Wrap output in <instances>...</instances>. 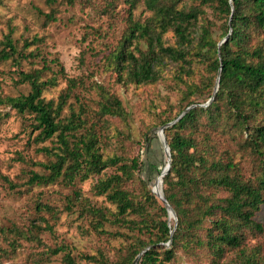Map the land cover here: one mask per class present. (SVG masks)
I'll list each match as a JSON object with an SVG mask.
<instances>
[{"label":"trees","instance_id":"16d2710c","mask_svg":"<svg viewBox=\"0 0 264 264\" xmlns=\"http://www.w3.org/2000/svg\"><path fill=\"white\" fill-rule=\"evenodd\" d=\"M49 1L53 5L55 0ZM77 1L82 2L66 0V3L73 5ZM184 1L124 0L129 6L130 25L118 45L106 57L107 66L117 74L119 83L127 86L156 83L168 61L180 65L181 80L183 74L188 78L191 76L194 62L206 64L209 76L201 84L185 82L187 90L175 117H165L160 120V127H154H158V132L188 107L195 105L174 125L165 129L171 168L163 178L164 195L178 217L176 227L171 224L164 203L153 194H148L147 201L159 206L161 214L158 222L157 218L146 211L144 205H134L129 192L124 188V182L131 177L132 171L138 170L139 161L134 159L128 164L122 163L117 155L105 157L96 126L87 127L85 107L78 112L72 107L69 116L62 117L73 89L82 80L66 77L67 88L61 93L58 102L46 100L43 97L44 91L55 86L57 81L56 76L42 80L47 68L45 64L40 70L17 72L18 83L29 85L28 94L0 96V106H8L21 116H30L32 132L38 131L33 140L35 143L56 139V146L38 148V152L46 155L49 160L46 163L32 162L34 166H41L45 173L30 171L28 185L48 186L59 180L72 185L77 179L86 181L90 177H98L93 186L96 195H105L117 206V213L109 216L102 208L81 205L84 213L94 219L93 227L97 232H104V225L111 221L110 217H113L114 222L124 224L129 212L145 216L143 227L155 238L149 242L137 239L112 264H133L139 255L137 264L171 262L177 248L187 249L191 244L199 247L203 244L198 239H192L191 235L211 218H214L213 228L209 230V240L204 244L215 256H221L225 247L235 249L242 244L243 238L239 234L241 229L264 234V226L254 219L264 206V0H197L199 4L189 9L181 7ZM141 2L151 13L144 22L133 20V10ZM112 3L108 7L113 6ZM205 8L211 9L223 20L225 30L220 44L213 38L210 21L201 24L197 38L193 36V27L199 22L200 15L205 13ZM56 13L54 9L48 14L43 13L46 23L56 21ZM170 31L177 38L176 46L165 45L164 36ZM40 41L38 38L32 42L26 40L23 47L28 48ZM2 45L0 59H11L14 65H20L24 58L33 55L25 56L10 33L5 36ZM52 61L59 63L57 60ZM64 71L61 66L57 74H63ZM216 87L211 104L201 106L213 97ZM101 90L100 117L126 118L127 112L122 102ZM203 126L219 130L235 144H240L243 153L256 159L258 171L252 179L245 180L232 159L227 162L211 160L206 155L207 150L199 149V144H211L207 135L202 140L196 137ZM110 167H116L117 172L100 177ZM4 180L11 189L17 188L8 178ZM202 187L225 190L229 196L211 200L212 194L202 192ZM155 188L156 192L152 191L157 195L158 185ZM79 196L80 193L75 192V201L83 204ZM68 200L67 208L70 206L69 210H72L75 204ZM37 209L52 216L57 212L50 204L44 203L37 204ZM41 219L45 220L43 217ZM45 222V228L33 224L31 229L52 231L53 227ZM213 229L217 232L214 233ZM11 231H16L19 238L34 234L33 230L28 233L17 228ZM169 242V249L161 246ZM12 243L16 245L14 241ZM61 251L63 248H58L54 253ZM83 259L97 264H110L103 253L86 255ZM63 261L65 264H80L69 253L64 255ZM245 263L259 264L251 256H246Z\"/></svg>","mask_w":264,"mask_h":264},{"label":"rangeland","instance_id":"374dc122","mask_svg":"<svg viewBox=\"0 0 264 264\" xmlns=\"http://www.w3.org/2000/svg\"><path fill=\"white\" fill-rule=\"evenodd\" d=\"M111 3L113 6L108 7ZM198 4L197 0H185L181 7L189 9ZM52 9L57 12V20L46 23L44 14L50 13ZM204 10L205 13L200 15L199 22L193 27V36L197 38L201 24L210 21L213 38L220 44L225 30L223 20L211 9ZM150 16L143 2L133 10V20L144 22ZM129 18V6L124 0H82L73 5H68L66 0H55L53 5L49 0H2L0 52L5 36L10 33L25 56L33 55L24 58L20 65H14L11 59H0V96L28 94L30 87L26 83H18L17 72L40 70L45 64L47 68L42 80L56 76L57 81L55 86L44 91L46 100L58 102L61 93L67 88L66 77L82 80L73 89L62 117L69 116L72 107L77 112L85 107L87 127L96 126L104 156L117 155L122 163L128 164L134 159L139 161L138 170L132 171L131 177L124 182V188L134 205H144L158 222L161 214L159 206L148 202L147 197L149 193L156 196L153 191L156 192L155 187L161 179L159 173L165 168L168 157L162 143L154 136L157 135L160 120L175 117L187 90L185 82L201 84L209 73L205 63L194 62L191 76L188 78L183 74L181 80L180 65L168 61L156 83L141 86L119 83L117 74L107 66L106 57L128 30ZM37 38L41 41L28 48L23 47L24 41L32 42ZM164 41L167 46L177 45V38L172 31L165 34ZM61 66L65 71L57 74ZM101 89L122 102L127 112L126 118L100 117ZM200 105L205 107V104ZM0 115V264H65L63 258L66 253L80 264H97L87 262L83 257L103 253L112 264L137 239L149 242L155 238L143 227L145 216L134 211L125 216L124 224L114 222L113 217H110L111 221L105 223L103 233L95 231L94 219L84 213L81 205L102 208L109 216L117 213V206L105 195H96L93 189L98 179L96 176L86 181L77 179L72 185H66L61 180L48 186L28 185L30 171L45 173L41 166H34L32 162L46 163L49 160L38 152V148L56 146V139L37 144L33 140L38 131L32 132L30 116H21L8 106H0ZM201 130L196 135L198 140L207 135L211 144H199V149L207 150L209 159L222 162L232 159L245 180L254 177L258 171L257 161L253 156L243 153L240 144H235L213 127L203 126ZM116 172V167H110L100 177ZM4 178L16 184L17 188L11 189ZM75 192L80 193L83 204L75 201ZM202 192L212 194L211 200L229 196L227 191L214 187H202ZM68 199L75 204L72 210H69L70 206L67 208ZM41 203L50 204L57 211L56 215L39 212L37 204ZM254 219L264 226V206ZM213 220L207 219L191 235L192 239L203 243L200 247L191 244L187 249L177 248L175 258L163 264H246V256L264 264V234L246 228L239 230L243 238L239 247H225L221 256L212 254L204 242L209 240L208 232L213 228ZM45 221L53 227L52 231L31 229L33 224L45 228ZM170 222L176 227L177 215L176 218L171 216ZM14 227L23 233L33 230L34 237L26 234L19 238L16 231H11L16 229ZM213 231L217 232L215 229ZM13 241L16 245H12ZM161 246L166 249L171 247L168 244ZM58 248H63V251L55 254Z\"/></svg>","mask_w":264,"mask_h":264},{"label":"water","instance_id":"95a60500","mask_svg":"<svg viewBox=\"0 0 264 264\" xmlns=\"http://www.w3.org/2000/svg\"><path fill=\"white\" fill-rule=\"evenodd\" d=\"M218 82H219V78H218V81H217V87H218ZM217 87L215 88V91H214V94H213V97L208 101V103L205 104V107L210 105L211 102L213 101L214 99V95L217 91ZM195 105H192L190 107H188L184 112H182L175 120H173L172 122L162 126L158 132H157V137L158 139L160 140V142L162 143V146H163V149L165 151V153L167 154L168 156V163H167V166L165 167L164 171L161 172L160 176L162 178H164L170 171V168H171V155H170V150H169V146H168V142H167V138H166V134H165V129L169 126H172L174 125L178 120H180L189 110H191ZM162 184H163V179H162ZM163 203L164 205L166 206L167 210H168V213H169V218H171V216H173L174 218H176V213L174 211V209L171 207V205L169 204V202L167 201L165 195H164V192H162V195H156ZM174 230H172V233H173ZM168 245H170V242L167 243ZM139 257L140 255L135 259V261L133 262V264H137L138 260H139Z\"/></svg>","mask_w":264,"mask_h":264},{"label":"bare ground","instance_id":"6f19581e","mask_svg":"<svg viewBox=\"0 0 264 264\" xmlns=\"http://www.w3.org/2000/svg\"><path fill=\"white\" fill-rule=\"evenodd\" d=\"M168 157V156H167ZM167 163H168V160H167ZM167 163L165 164V167L167 166ZM165 169V168H164ZM164 169L162 170V171H164ZM161 179H160V181H159V183H158V192L159 193H157L158 195H162V177H160Z\"/></svg>","mask_w":264,"mask_h":264}]
</instances>
